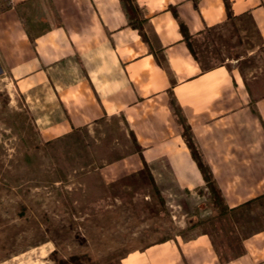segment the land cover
<instances>
[{"label": "crops", "instance_id": "1", "mask_svg": "<svg viewBox=\"0 0 264 264\" xmlns=\"http://www.w3.org/2000/svg\"><path fill=\"white\" fill-rule=\"evenodd\" d=\"M230 3L233 17L225 0H0V64L18 84L50 86L65 117L44 130H94L109 117L123 119L142 154L134 148L103 165L106 183L147 168L157 185L174 184L184 195L206 185L176 109L233 210L264 196V69L249 78L197 50L231 28H251L257 42L249 53L260 56L264 0ZM242 249L223 262L200 232L121 263L264 264V229L245 237Z\"/></svg>", "mask_w": 264, "mask_h": 264}, {"label": "rangeland", "instance_id": "2", "mask_svg": "<svg viewBox=\"0 0 264 264\" xmlns=\"http://www.w3.org/2000/svg\"><path fill=\"white\" fill-rule=\"evenodd\" d=\"M230 31L199 44L201 57L249 78L263 72L264 52L249 53L256 32ZM64 117L48 84H18L0 64V264H122L151 244L200 232L226 262L264 229V196L227 210L207 184L184 195L157 185L147 168L106 183L100 168L135 148L130 130L121 117L94 130H44Z\"/></svg>", "mask_w": 264, "mask_h": 264}, {"label": "trees", "instance_id": "3", "mask_svg": "<svg viewBox=\"0 0 264 264\" xmlns=\"http://www.w3.org/2000/svg\"><path fill=\"white\" fill-rule=\"evenodd\" d=\"M225 4H226V8H227V12H228L229 17H233V12H232L230 0H225ZM181 30L185 36L187 43L189 44V46L192 49V46L190 43V37L191 36H190L187 28L184 26V24H181ZM175 113L179 117V120L182 122L183 137L185 138L187 145L189 146L194 158L196 159V161L198 163V166H199V168H200V170L204 176V179L206 181L207 186L211 189V191L214 195L215 203H220L221 202V196H220L219 191L213 182L212 171H211L210 167L208 166L207 162L205 161V159L203 158L202 154L200 153L199 149L197 148L191 130L189 129V127H187L184 124L183 119L181 118L180 114L178 113V111L176 109H175ZM130 136L132 138V141H133V144H134L136 151H138L140 154H142V148L137 143V139L135 137V134L132 131H130ZM250 202H252V201H249V203Z\"/></svg>", "mask_w": 264, "mask_h": 264}]
</instances>
